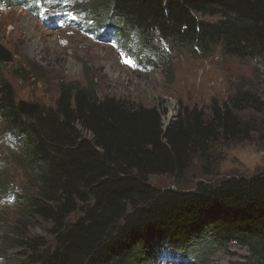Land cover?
<instances>
[{
    "label": "trees",
    "instance_id": "obj_1",
    "mask_svg": "<svg viewBox=\"0 0 264 264\" xmlns=\"http://www.w3.org/2000/svg\"><path fill=\"white\" fill-rule=\"evenodd\" d=\"M98 1L124 43L138 37L129 55L143 49L157 55L146 60L152 67L170 65L166 51L207 57L217 49L222 58L264 65V0ZM23 4L0 0L5 7ZM155 36L165 49L156 48ZM11 66L0 61V117L22 144L33 187L17 204L25 218L49 225L52 240L14 229L11 240L22 253L9 264H154L164 254L178 263L201 262L232 244L246 254L231 264H264V170L215 185L198 181L190 190L149 182L163 175L180 180L194 157L208 162L213 144L247 138L251 129L240 114L264 112L259 96L236 89L206 109L181 105L165 126L164 110L100 97L84 74L85 84L59 82L53 105L30 119L18 112L2 74ZM14 68L22 77V68Z\"/></svg>",
    "mask_w": 264,
    "mask_h": 264
},
{
    "label": "rangeland",
    "instance_id": "obj_2",
    "mask_svg": "<svg viewBox=\"0 0 264 264\" xmlns=\"http://www.w3.org/2000/svg\"><path fill=\"white\" fill-rule=\"evenodd\" d=\"M101 4L98 0H61L58 11L48 8L41 13L19 5L0 6V44L14 60L11 67L3 68L2 74L13 87L16 104L23 100L38 103L41 108L50 107L57 96L59 82L85 84L84 74L94 81L100 97L124 98L164 110L165 126L177 118L181 105L206 109L213 100L223 102L233 96L236 89L250 90L264 102L261 62L225 59L218 49L207 57L166 51L170 65L152 67L146 60L152 61L157 55L146 49L134 51L135 57L129 55L128 46L134 45L138 37L135 42L133 34L130 44L124 43L109 29L107 10L98 8ZM106 29L121 41L115 38H112L114 42L104 41ZM160 41L154 37L156 48L163 50L166 43ZM121 53L132 58L137 67L123 63ZM84 65L88 68L85 72ZM14 67L22 68V77L13 73ZM240 118L251 129L247 138L213 144L208 162L205 164L194 157L180 180L163 175L150 176L149 182L160 189L190 190L198 181L215 185L228 176H250L263 171L264 112L250 108L244 110ZM22 158L20 140L5 129L4 119L0 117V264L12 263L22 253L11 240L16 228L26 235L43 236L48 243L52 240L46 233L49 225L38 216L25 218L17 204L19 195L33 194ZM245 254L244 248L232 244L227 251L209 253L201 262L178 263L164 254L154 264H231Z\"/></svg>",
    "mask_w": 264,
    "mask_h": 264
},
{
    "label": "water",
    "instance_id": "obj_3",
    "mask_svg": "<svg viewBox=\"0 0 264 264\" xmlns=\"http://www.w3.org/2000/svg\"><path fill=\"white\" fill-rule=\"evenodd\" d=\"M0 61L12 62L13 58L11 54L0 44ZM17 110L21 115L28 116L33 119L36 114L41 110V106L38 103H29L27 101L19 100L16 104Z\"/></svg>",
    "mask_w": 264,
    "mask_h": 264
},
{
    "label": "snow or ice",
    "instance_id": "obj_4",
    "mask_svg": "<svg viewBox=\"0 0 264 264\" xmlns=\"http://www.w3.org/2000/svg\"><path fill=\"white\" fill-rule=\"evenodd\" d=\"M114 46L116 45L114 44ZM121 58L122 62L127 64L128 66L133 68L137 67L136 62L132 58L128 57L125 53H121Z\"/></svg>",
    "mask_w": 264,
    "mask_h": 264
},
{
    "label": "bare ground",
    "instance_id": "obj_5",
    "mask_svg": "<svg viewBox=\"0 0 264 264\" xmlns=\"http://www.w3.org/2000/svg\"><path fill=\"white\" fill-rule=\"evenodd\" d=\"M52 14V13H51ZM54 21V20H53Z\"/></svg>",
    "mask_w": 264,
    "mask_h": 264
}]
</instances>
